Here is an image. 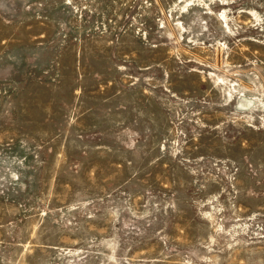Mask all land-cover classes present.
Masks as SVG:
<instances>
[{
	"label": "rangeland",
	"instance_id": "obj_1",
	"mask_svg": "<svg viewBox=\"0 0 264 264\" xmlns=\"http://www.w3.org/2000/svg\"><path fill=\"white\" fill-rule=\"evenodd\" d=\"M0 264H264V0H0Z\"/></svg>",
	"mask_w": 264,
	"mask_h": 264
}]
</instances>
